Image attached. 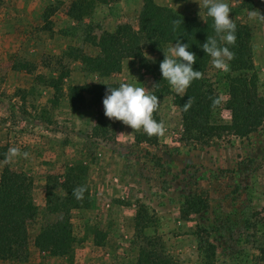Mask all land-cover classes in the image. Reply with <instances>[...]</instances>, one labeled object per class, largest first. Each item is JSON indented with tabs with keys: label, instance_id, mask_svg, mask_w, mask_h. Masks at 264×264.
I'll list each match as a JSON object with an SVG mask.
<instances>
[{
	"label": "rangeland",
	"instance_id": "1",
	"mask_svg": "<svg viewBox=\"0 0 264 264\" xmlns=\"http://www.w3.org/2000/svg\"><path fill=\"white\" fill-rule=\"evenodd\" d=\"M71 1L0 0V175L5 166L27 174L37 208L27 225L28 260L2 264H135L142 236L156 237V250L178 264H264V123L245 138L224 134L210 145L189 142L169 86L156 112L166 131L153 145L137 142L138 132L109 120L86 88L85 102L71 105L70 87L101 84L96 81L117 87L128 82L150 92L153 78L133 51L140 48L151 59L175 45L150 52L144 43L125 41L118 72H90L78 55H99L103 30L125 23L137 29L143 3L95 0L89 15L74 20L67 14ZM223 2L232 9L230 18L250 30L264 97V22L248 15L264 14V0ZM166 7L199 22L205 16L195 0ZM204 72L215 81L219 70L211 58ZM215 88L224 102L221 86ZM215 121H230L224 105ZM11 147L21 154L6 163ZM69 167L85 172L91 205L70 211V254L51 256L35 246V237L62 216L47 209L46 197L49 190L61 193ZM201 202L207 207L199 210Z\"/></svg>",
	"mask_w": 264,
	"mask_h": 264
},
{
	"label": "trees",
	"instance_id": "2",
	"mask_svg": "<svg viewBox=\"0 0 264 264\" xmlns=\"http://www.w3.org/2000/svg\"><path fill=\"white\" fill-rule=\"evenodd\" d=\"M107 1L117 0H100L104 3ZM94 2L95 0H72L67 14L74 20L82 19L84 15L90 14ZM142 3L137 29L125 23L118 25L114 32L103 30L96 42V46L100 48L99 55L90 56L84 53L78 55L86 70L99 75L118 72L124 56L120 47L125 41L135 44L144 43L150 52H154L161 51L166 43H176L179 39L180 42L189 45V51L196 54L194 70L203 73V78L194 80L183 97L177 94L174 96L175 103L180 109L185 140L210 145L224 134L245 138L257 131L264 123V97L258 92V76L254 68L251 33L248 26L233 20L236 25V42L234 45H228L216 35L214 22L207 16L205 8L204 19L207 22L204 20L199 22L193 16L160 6L154 0H142ZM174 20L181 21L175 26V30ZM208 36L215 37L220 47L226 46L234 53V59L227 61L229 71L219 70L215 81H211L204 72L211 57L200 47ZM132 55L153 78L152 90L149 93L161 99L168 93L169 88L168 82L162 79L159 67L164 55L149 59L140 48H135ZM57 79L61 81V78ZM57 79L50 80L55 88H58ZM219 85L226 95L224 102L218 89L215 88ZM108 86L117 87L110 83L85 85L80 89L70 87L69 102L73 106L85 102L82 89L86 88L91 92L94 104L99 105ZM189 97L193 98V103L187 111H184L183 105ZM214 99L220 100V104L215 107L212 106ZM222 105L230 112L229 122L215 121V113ZM154 118L159 122L156 113ZM135 140L139 143L147 142L155 145L158 136L149 137L141 130L135 133ZM1 159H4V156ZM63 177L61 193L49 190L46 197L47 209L53 213H62V216L43 227L35 237V246L51 256L70 254L74 241L70 211L74 208H88L91 205L90 190L83 169L69 167ZM80 186H84L87 190L83 199L77 200L72 193L73 189ZM32 188L33 182L27 174L12 170L9 166L3 168L0 175V260L25 262L29 258L27 225L37 213L32 198ZM201 203L199 210L207 207L205 202ZM141 239L135 264H178L156 250V237L142 236ZM259 251V257L264 258V246Z\"/></svg>",
	"mask_w": 264,
	"mask_h": 264
},
{
	"label": "clouds",
	"instance_id": "3",
	"mask_svg": "<svg viewBox=\"0 0 264 264\" xmlns=\"http://www.w3.org/2000/svg\"><path fill=\"white\" fill-rule=\"evenodd\" d=\"M195 2L199 4L200 9H207V16L212 18L215 33L220 40L228 45H234L236 42V25L230 18L232 9L229 4L223 0H195ZM248 15L250 20L264 22V14H261L260 11L252 10ZM201 18L207 22L204 17L201 16ZM180 23V20L173 21L174 30L175 26ZM200 47L211 57L213 67L223 72L229 71L227 61L234 59V53L228 47H220L217 39L211 36H208ZM188 48L187 43H182L177 39L175 45L170 46L167 52L164 51V59L159 65L162 79L166 80L170 88L181 97L186 94V90L194 80L203 78L201 71L194 70L193 64L197 57ZM102 103L104 115L109 120L119 121L132 131L139 132L142 130L149 137L163 136L166 131L164 124L154 118V114L160 106V99L147 92L144 87L135 86L128 82H121L118 87L108 86ZM192 103L193 98L189 97L183 105V110L187 111ZM219 104V99L212 101L213 107ZM20 154L18 148H9L5 162H11L14 157ZM23 155L26 158L28 153H23ZM86 190L84 186H80L73 189L72 194L77 200H82Z\"/></svg>",
	"mask_w": 264,
	"mask_h": 264
},
{
	"label": "crops",
	"instance_id": "4",
	"mask_svg": "<svg viewBox=\"0 0 264 264\" xmlns=\"http://www.w3.org/2000/svg\"><path fill=\"white\" fill-rule=\"evenodd\" d=\"M154 2L160 6H170L173 4L174 0H154ZM129 7H126L125 11L127 12ZM0 264H2V260H0Z\"/></svg>",
	"mask_w": 264,
	"mask_h": 264
}]
</instances>
